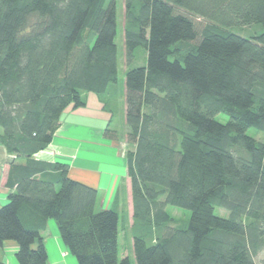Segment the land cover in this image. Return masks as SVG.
<instances>
[{
	"label": "trees",
	"instance_id": "16d2710c",
	"mask_svg": "<svg viewBox=\"0 0 264 264\" xmlns=\"http://www.w3.org/2000/svg\"><path fill=\"white\" fill-rule=\"evenodd\" d=\"M123 7L132 221L155 229L133 238L134 264H256L264 248V143L246 132L264 134V31H234L264 27V0H124ZM116 34L114 0H0V143L13 157L0 247L15 242L18 264H47L48 220L77 264H130L127 256L118 261V213L96 210L97 191L71 180L67 166L32 159L51 143L66 108H83V93L102 95L116 84ZM139 49L145 63L131 68ZM103 136L119 139L109 129ZM168 206L189 212L185 226L168 225Z\"/></svg>",
	"mask_w": 264,
	"mask_h": 264
},
{
	"label": "crops",
	"instance_id": "0c3cea01",
	"mask_svg": "<svg viewBox=\"0 0 264 264\" xmlns=\"http://www.w3.org/2000/svg\"><path fill=\"white\" fill-rule=\"evenodd\" d=\"M108 90L111 91L109 87L106 91ZM121 100L124 123L123 93ZM101 107L86 105L76 110L66 108L51 143L44 150L34 154L32 159L67 166V176L71 180L97 191L96 210L112 209L119 215L122 207L130 220V226L135 228L136 224L132 221L130 183L122 153L124 142L120 139L112 141L104 138L105 129L116 131V128L112 127V112H105ZM10 159L11 155L0 143V208L7 204L10 193L5 186ZM16 162L25 163L24 160ZM136 234L140 233H133L130 237L126 235L125 245H123L121 244V227L118 225V261L127 256L130 264H134L132 241ZM41 237L46 249L47 264H77L75 258L62 244L52 220L46 222ZM17 249L15 242H3L0 247L1 264H18L15 258Z\"/></svg>",
	"mask_w": 264,
	"mask_h": 264
},
{
	"label": "rangeland",
	"instance_id": "374dc122",
	"mask_svg": "<svg viewBox=\"0 0 264 264\" xmlns=\"http://www.w3.org/2000/svg\"><path fill=\"white\" fill-rule=\"evenodd\" d=\"M114 2L116 5V11H117V34H116V39H115V44L117 47V61H118L117 82L116 84L109 86L111 91L109 90L105 91V93L102 95H95V94L87 93L89 95L88 96L89 98H88L87 94L83 93L81 96L85 102V106L91 105L93 107H97L98 105L99 107L102 106L101 108L103 111L112 112V116H111L112 127L116 128L115 132H117L119 139L122 142H124L122 143V146H123L122 153L124 156L127 150L132 149L131 146L126 145L125 140H124L126 129L122 121V111H121L122 109L121 99H122V93H123V82H124V72H125L124 49H123L124 47L123 46V30H122L123 15H124V7H123L124 0H114ZM191 18L194 21V23L198 25L197 27H201V25H204V22L202 20L196 17H191ZM263 31H264V27L257 25V26H251L249 30L247 28H242V30L234 31V32L241 36L250 37L252 33H257V32L261 33ZM134 57L135 59L131 65V68L143 66V64L145 63L144 51L141 49L136 50ZM86 98H87V103H86ZM72 110H76V109H72ZM216 120H218L221 123H225L227 119L223 115H218L216 116ZM246 134L250 136L251 138H253L255 141L264 143L263 133L257 132L254 129H249L246 132ZM12 161H13V157L11 156L10 162ZM119 212H120L119 213V227H121V235H122L121 244L125 245L126 235L130 237L131 235H133V233H138V232L146 233V231H151V233L153 234L155 233V229L151 225L150 227H148L145 225L143 226L140 224H136L137 227L135 226V228H132V226H130V220L128 219L124 208L121 207ZM166 213L171 218V222L168 225H171L174 227L185 226L189 219L188 211L178 209L175 207H171V206L166 207ZM214 213L216 216L227 217V212L220 210V209H215ZM254 260L256 264H260L262 261H264V248L257 254Z\"/></svg>",
	"mask_w": 264,
	"mask_h": 264
}]
</instances>
